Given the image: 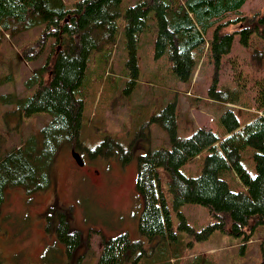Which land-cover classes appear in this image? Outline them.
Returning <instances> with one entry per match:
<instances>
[{"label": "rangeland", "instance_id": "rangeland-1", "mask_svg": "<svg viewBox=\"0 0 264 264\" xmlns=\"http://www.w3.org/2000/svg\"><path fill=\"white\" fill-rule=\"evenodd\" d=\"M81 0H63L68 8ZM140 0H122L117 18V38L111 55L106 51L92 52L82 76L76 97L83 101L81 145L73 149L79 153L82 166L71 157L70 148L59 151L52 163L48 187L36 193L20 187H6L0 204V258L4 264H56L64 245L56 239L55 227L59 213L68 220L70 229L79 231L82 243L74 254V262L96 264L103 240L126 233L130 240L142 246V256L136 264H191L195 256L213 264H262L264 260V226L257 227L248 242L220 232L208 239L195 240L186 231L178 229L180 216L186 225L200 231L214 218L205 207L188 203L174 209L168 197L172 225L178 242L148 240L139 234V212L143 208L141 195L135 189L137 156L149 148H170L166 130L149 119L164 106L176 102V133L188 138L199 128H209L223 134L221 115L232 110L240 123L257 113L248 90L252 80L264 77V38L251 34L249 45L240 42L241 35L233 37L229 53L221 58L218 67L204 55L189 82L177 80L168 59L153 57V28L140 33L137 42L138 76L135 83L127 73V52L124 43V15L127 8ZM237 16L252 19L264 13V0H246ZM233 27L231 30H233ZM42 26L6 35L0 41V158L12 148L19 147L29 137L38 136L51 120L48 113L25 116L17 111V104L29 98L36 83L27 85L30 76L45 62L51 51L52 38H44ZM40 47L41 54L34 60H23L19 51L24 47ZM46 77V74L43 75ZM216 79L217 89L226 91L230 98L239 91L232 104L213 102L207 90ZM245 84V85H243ZM6 100V101H4ZM108 142L107 153L94 152L97 145ZM135 148L129 162L121 160L123 151ZM208 151L189 159L179 168L185 177H197ZM245 170L254 175L253 150L240 152ZM230 190L243 192L244 186L229 169L222 175ZM53 207L58 210L49 209ZM175 251L180 259L174 257ZM167 252V254H166ZM170 253V254H169ZM46 255V257H45ZM168 255V256H167ZM193 261V260H192ZM130 264V263H128Z\"/></svg>", "mask_w": 264, "mask_h": 264}, {"label": "trees", "instance_id": "trees-1", "mask_svg": "<svg viewBox=\"0 0 264 264\" xmlns=\"http://www.w3.org/2000/svg\"><path fill=\"white\" fill-rule=\"evenodd\" d=\"M121 1L81 0L68 8L63 0H0V41L6 35L14 37L38 26H42L44 38L53 39L44 64L27 82V85L36 83L34 92L17 104V111L25 116L48 113L51 120L41 128L38 136L29 137L0 158V204L6 187H20L28 194L45 190L49 185L50 168L59 151L80 147L78 136L83 101L76 93L88 56L99 51L111 55L117 38L116 22ZM245 1L140 0L127 8L122 16L126 69L132 84L138 76L136 41L147 27L153 28L155 33L152 40L154 59L165 56L171 71L182 82L190 81L204 55L212 58L218 67L221 58L229 53L235 34L241 35L240 42L244 46L249 45L251 34L264 38V13L256 14L250 21L244 16L225 19L231 13H239ZM41 50L42 46L24 47L19 54L23 60H34ZM248 90L253 93L252 104L258 112L240 123L236 114L227 109L219 117L224 127L220 135L202 127L188 138L177 137L176 102L167 104L149 119L166 130L170 148H149L137 156L134 187L143 200L136 226L141 236L148 240L178 242L168 197L174 209L194 203L212 214L214 221L200 231L186 225L184 217L179 215L177 228L195 240H205L214 232H220L245 243L253 237L257 227L264 226V77L253 79ZM206 92L211 101L226 104L234 103L239 94L234 91L229 98L228 92L217 89L216 79ZM109 147L105 141L97 145L94 152L102 155ZM247 148L253 150L254 175L244 169L240 160V152ZM134 150L133 146L124 150L120 161L129 162ZM203 151L208 153L203 157L200 174L197 177L182 175L179 168ZM229 169L244 186L243 192L230 190L222 178ZM51 209L58 210L51 207L46 217ZM58 217L54 230L64 250L58 255L56 264H79L80 259L74 262L73 257L82 243L81 234L70 229L63 214L59 213ZM141 256V244L121 233L103 240L96 264H136ZM174 257L180 259V254L175 251ZM192 260L191 264H213L201 256ZM169 263L166 257V264ZM0 264H4L2 258Z\"/></svg>", "mask_w": 264, "mask_h": 264}, {"label": "water", "instance_id": "water-1", "mask_svg": "<svg viewBox=\"0 0 264 264\" xmlns=\"http://www.w3.org/2000/svg\"><path fill=\"white\" fill-rule=\"evenodd\" d=\"M71 153V157L73 158V160L75 161L74 163H76L78 166H82L83 165V161L79 155L78 152H76L75 150L71 149L70 150Z\"/></svg>", "mask_w": 264, "mask_h": 264}]
</instances>
